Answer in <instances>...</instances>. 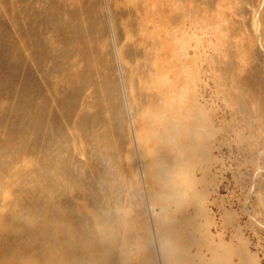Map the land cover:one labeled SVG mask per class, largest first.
<instances>
[{"label": "rangeland", "instance_id": "1", "mask_svg": "<svg viewBox=\"0 0 264 264\" xmlns=\"http://www.w3.org/2000/svg\"><path fill=\"white\" fill-rule=\"evenodd\" d=\"M145 2L0 0V184L12 195L0 200L2 218L15 232L29 207L11 201L32 199L44 207L38 216L47 217L41 224L32 208L34 227L75 223L106 231L109 250L94 264H160L153 223L167 207L181 219L172 227L176 239L184 238L167 245L172 264H264V0H154V38L167 45L154 39L152 48L150 38L122 30ZM182 20L184 61H192V81L209 116L203 135H209L210 168L204 177L203 169H190L199 178L194 185L180 174L194 162L193 149L180 159V148L155 126L135 140L156 94L150 70L131 61H174L171 31ZM129 71L138 77L130 87ZM150 162L172 175L153 181L146 175ZM170 183L175 197L187 200L182 211L161 192ZM190 185L203 189L196 206L186 195ZM48 210L70 219L58 221ZM187 232L196 241L189 256L182 246ZM219 243L218 251L228 253L210 257L207 248Z\"/></svg>", "mask_w": 264, "mask_h": 264}, {"label": "bare ground", "instance_id": "2", "mask_svg": "<svg viewBox=\"0 0 264 264\" xmlns=\"http://www.w3.org/2000/svg\"><path fill=\"white\" fill-rule=\"evenodd\" d=\"M129 14L131 13L129 12ZM132 17L126 25L123 24L122 30L124 34L130 33L134 35L135 33L140 39L150 38V46L147 45L146 47H154V39L156 40L155 42L159 44L167 45L166 42H161L160 40L154 38V26H156V24H154V0H148V2L142 4L139 3L136 10L133 11ZM128 19L129 18H127V20ZM60 27L61 32L64 33L66 31V26L61 23ZM183 27H185L184 20L180 21V24L178 22L171 31L173 40L170 43L169 50L171 51L170 59L173 58L174 61H141L140 63H138L139 61H131L132 65L135 66L136 69L140 67L141 69L146 68L150 70L148 76L154 86L156 94V99H154L153 95L152 98L147 100V108L153 110V113H151L149 117L147 114L149 113V110L144 111L143 109H139L140 114L147 115L145 119L140 120L137 124L138 129L137 135L135 134L137 136L135 140L137 142V138H142L144 134L153 130L155 126V128L159 127L162 130L163 134L167 136L169 142L174 144L173 147L180 148V152H178L179 155L177 156L180 159L193 149L197 154L194 162L189 167L185 166V169L181 168L180 174H184L187 177L189 184L194 185L195 183H198L199 178L192 177L190 169L192 168L193 170L196 166L203 169L201 172L204 177V174L207 173L206 171L210 168L209 165L205 164V162L209 159L207 154L210 147L205 144L206 141H208L209 135H203V133H206L208 126L203 123H207L209 116L206 117L205 115L206 108L204 107V103L196 89V81L195 83L192 81V76L190 74L192 61H184V57L187 55L186 50L188 47V40L184 30H181ZM127 45L130 44L127 43ZM142 47L145 49L143 45ZM128 76L131 80L129 81L127 77L126 83L130 87L133 80L138 77H133L134 73L131 71H129ZM77 85H79L80 89L83 87L80 82H78ZM74 96L76 103L81 104L84 95L78 91ZM147 121L150 122V125L147 124ZM209 125L212 126V124ZM209 130V134L211 135V129ZM180 138H183V140H181L179 144L177 141ZM143 140L144 139H142V141ZM152 162L148 164L149 166L146 174L148 175V178L153 181H157V179L160 181L161 179H165L166 176L172 175V173H169V168L167 166H164L167 169L164 170L160 162H154V166L152 167ZM210 162L211 160L209 159V163ZM203 177L201 180L202 182L205 181ZM3 185V183L0 184V200L5 201L12 195L7 189L4 191L2 188ZM175 186V183H170L168 184V188L164 186L163 188L165 189H162L161 192L164 197L166 196L167 203L170 202L178 204L179 207L177 206V210L182 211L186 208L187 200L185 197L183 200H181L179 196L178 198L175 197V195L179 194V192L175 191ZM35 191L38 192V189L36 190L35 188H30L27 192L31 194ZM203 194V189L200 191L195 186L190 185V189L186 195L188 197L191 195L190 201L192 202V206H196L202 201L201 199ZM204 199L207 198L204 197ZM14 201L20 205L26 206V208L29 207V210H26L24 214V223L13 224L15 232L12 231L10 225L7 222H4L2 218V215L6 212L4 211L2 213L0 210V256L5 257L7 260L12 259L11 261H13L8 263L4 260V263L2 264H94L95 261L104 259L103 253L104 250L108 252L109 243L106 240V231L103 228L99 227L96 233L87 227L76 226L75 223H57L54 227L47 225L45 229H42V227L37 228L34 227V224L36 223H28L33 219L32 216L36 212L32 208L37 209V220L40 222L41 219L43 222L41 224L46 225V223H44L47 219V217L44 216L45 213H43V217L38 216V214L44 212V207L40 206L39 202L34 204L32 199H18L17 201V199L14 198L11 203ZM50 211L51 210H48L47 212ZM159 211L161 213L158 214L159 222H156L155 220L153 223V228H155L154 240L157 245L156 248L160 249L158 252L162 261L160 264H172L167 259V254H170V243L183 241L184 239H176L179 235L172 227L175 226V223H180L181 219H177L176 221V219L171 216L169 210H167V207H161ZM51 215L56 220L59 218L58 221H69L70 219L69 215L62 212L59 214L51 211ZM156 223L159 224L157 225ZM99 224L100 223H97V225ZM37 230L41 231L40 234L37 233ZM42 230L43 234H46L43 237L40 236ZM20 235H24L26 237L19 239ZM218 238L221 240L220 237ZM17 240L21 243L18 247L16 246L17 244H15ZM185 241H189L190 243L187 244ZM185 241L182 243L184 249L183 253H186L188 254L187 256H189L191 253L188 248L192 243L196 245V241L194 236L191 237L188 232ZM35 242L37 243L35 244ZM167 245L170 248H168ZM216 246L217 248H207V251L210 252V257L214 258L218 256V254L223 255L228 253L229 249H225V253H223V251H218V248L221 246L220 243ZM100 247L102 251L100 250ZM181 251L173 252L172 254L178 257ZM201 252L200 248L196 246L195 253L202 255ZM89 257L92 259H89ZM225 264L230 263L226 262Z\"/></svg>", "mask_w": 264, "mask_h": 264}]
</instances>
